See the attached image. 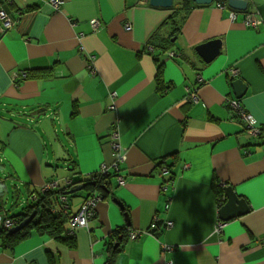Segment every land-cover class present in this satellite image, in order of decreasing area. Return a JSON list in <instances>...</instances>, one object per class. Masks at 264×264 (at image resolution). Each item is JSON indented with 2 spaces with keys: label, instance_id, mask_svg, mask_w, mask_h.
<instances>
[{
  "label": "crops",
  "instance_id": "obj_1",
  "mask_svg": "<svg viewBox=\"0 0 264 264\" xmlns=\"http://www.w3.org/2000/svg\"><path fill=\"white\" fill-rule=\"evenodd\" d=\"M60 1L55 10L48 0H0L15 23L0 30V173L7 179L0 197L10 187L16 198L23 194V204L0 212V225L2 214L20 212L43 185L62 188L111 165L113 128L123 155L118 176L125 182L120 186L112 177L111 193L88 228L75 230V249L32 233L11 251L0 248V264H105L104 242L113 230L142 232L155 218L153 236L116 246L115 264H264V134L249 136L228 109L235 99L228 70L235 68V79L246 85L241 107L264 128V0H248L247 11L262 20L257 29L242 24V13L231 22L229 10L215 3L194 4L181 20L175 8H154L148 0ZM92 19L100 24L96 31ZM214 40L221 42L219 52L205 63L195 48ZM167 42L176 57L156 49ZM80 44L96 57L94 74ZM152 54L163 64V82L172 86L163 92ZM40 68H52L53 77L16 84L21 73ZM192 91L197 103L188 101ZM110 92L117 95L114 109ZM214 178L249 207L222 231H215ZM82 200L67 202L70 215Z\"/></svg>",
  "mask_w": 264,
  "mask_h": 264
},
{
  "label": "trees",
  "instance_id": "obj_2",
  "mask_svg": "<svg viewBox=\"0 0 264 264\" xmlns=\"http://www.w3.org/2000/svg\"><path fill=\"white\" fill-rule=\"evenodd\" d=\"M217 2L220 1L217 0ZM194 4L195 3H193L191 0H174L171 8H175V14L178 12L182 20L190 12ZM248 9H246L243 14L249 13V11H247ZM174 16L175 15L173 14L163 24L167 25L171 23ZM172 46L173 44L167 42L166 46H160L158 48H155L159 49L160 53L175 52L173 49H171ZM176 56L177 54L175 52L174 57ZM152 57L156 64L155 81L159 89L158 91L163 92L165 90L170 89L172 86L163 82V64L158 61V55L152 54ZM23 74L24 76L22 77ZM52 77V68H40L26 72L24 71L23 73H21V77L16 79L15 82L16 84H20L25 80H42L48 78L51 79ZM75 112L76 104H73L72 113L74 114ZM260 131L261 134L259 135L258 139H261V136L264 134V128L261 127ZM70 166H72V170H74V168L76 170V165L74 163H70ZM70 166H68V168H70ZM167 169L168 173L166 175L172 176V172H170V169ZM117 176L118 171L115 170L109 171L106 174H100L97 171L90 174L87 179L78 180V182H74L76 180H73L72 182L70 181L62 188L57 187L56 189L46 190L41 193L39 192V190H34L31 194H35L36 200L29 202V199H27L25 201V204L21 206L20 212L16 214H13L11 216H7L5 213L2 214L0 225V248L5 251H11L15 246L19 245L22 241L26 240L32 233H35L38 236L50 238L68 249H75V233H69L67 228L68 220L73 214H69L67 203L60 202V196H65L67 198V202L75 197L81 196V191L72 193L70 195H67V192L74 190L79 185L78 183L85 182L86 186L83 191L86 192V196H91L93 193H97L103 200V198L105 199V197L111 193L112 177L115 178ZM215 183L216 180L214 178L211 186L214 188L219 206H222L225 202L223 189L220 185L218 186ZM86 196H84V198ZM100 202L98 203V205L100 204ZM64 205L65 207H63ZM16 206H18V204H16ZM32 214L33 217L30 219V222L18 231L8 233L9 229H6L2 226L3 222L6 219L11 220L15 226H18ZM127 238L128 233L126 232V228H119L111 232V234L107 237L106 241L104 242V246L107 252L105 264L116 263L115 261L120 251L119 247L116 246L119 245L121 242L127 240ZM49 263H53V260H49Z\"/></svg>",
  "mask_w": 264,
  "mask_h": 264
},
{
  "label": "built area",
  "instance_id": "obj_3",
  "mask_svg": "<svg viewBox=\"0 0 264 264\" xmlns=\"http://www.w3.org/2000/svg\"><path fill=\"white\" fill-rule=\"evenodd\" d=\"M141 3L146 2V0H140ZM48 3L52 6V8H54L55 10H58L60 8V5L62 4V1L60 0H48ZM217 4V7L220 9H226L227 5L225 1H220ZM238 13L236 11H230L229 12V19L232 21H234L237 17ZM242 24L247 27V28H251V29H257L261 24H262V20L261 18L257 17L254 14L251 13H242V20H241ZM13 26H15V23L13 22V20L10 19V17H8L7 13L5 12V10L0 6V30L2 32H4L5 30H8L10 28H12ZM90 26L92 31H96L100 24L96 19H92L90 21ZM125 30H130L131 26L130 24L127 22L124 26ZM82 37V34H80L78 36V39L80 40ZM147 52H153L154 48L152 45L147 44L145 46ZM80 53L85 54L86 56V62H87V68L89 69L90 74H94V71L91 68V64L95 61L96 57L94 54L88 52L83 45H79L78 48ZM166 55L168 57H174L175 56V52H167ZM229 77L231 79L236 78L238 75V71L234 68H230L229 69ZM24 76V74L22 75V77ZM199 81H202L201 77H198ZM116 93L115 92H110L109 93V100L111 101V104L109 105V109H114L115 105V99H116ZM190 97V101H192L193 103L197 102V95L195 93H191L189 95ZM229 107L234 110L235 114L237 115V117L239 118V120H241L245 127L247 129H249V132L254 136L258 134V127L256 126V121L253 118V116H251L250 114L246 113L239 101L237 100H233L229 103ZM119 132L117 131L116 128H113L112 131L110 132L109 135V145H110V149L112 151V154L115 158V161L111 164V165H105L103 164L102 166H100L98 173L100 174H106L107 172H109L112 169L114 170H118L119 166L117 165V162L120 160H123V155H121L120 152V146H119ZM164 175L167 174V170L166 169H162L161 171ZM70 181H67L66 183L68 184ZM117 183L118 185H123L124 184V179L122 176H118L117 177ZM58 187V184L56 182H50L47 183L45 185H43V187L40 189V193L46 190H53L56 189ZM29 202L36 200L35 194H31L30 196H28ZM60 202L62 203H67V198L65 196H60ZM101 201V197L96 194L93 193L91 196H87L81 203L78 211L76 213H74L68 220V231L69 233H75L76 229L79 228H85L87 227L89 221L94 217L95 215V209L98 205V203ZM65 207V205L63 206ZM225 223L222 222L221 220L218 221L215 231H220L222 229V227H224ZM2 226L6 229H10L12 228L14 225V223L9 220L6 219ZM155 227L154 224H151V228L153 229ZM140 232H131L128 235V239L130 240H135L137 237H139ZM171 248L169 246H165L162 245V250L167 251L170 250ZM165 264H172V262L167 261Z\"/></svg>",
  "mask_w": 264,
  "mask_h": 264
},
{
  "label": "water",
  "instance_id": "obj_4",
  "mask_svg": "<svg viewBox=\"0 0 264 264\" xmlns=\"http://www.w3.org/2000/svg\"><path fill=\"white\" fill-rule=\"evenodd\" d=\"M197 5H211L216 0H191ZM229 9L244 12L247 9L249 4L248 0H225ZM174 0H148V4L154 8H163L169 9L172 7ZM172 42L174 39L171 40ZM221 46L220 40H214L206 44H202L195 48L197 55L205 62L209 63L215 56H217ZM231 88L235 99L240 100L246 92V85L241 79H235L231 82ZM249 138V136H248ZM86 186V183H80L74 190L67 192V195H70L75 192L83 190ZM223 194L225 196L224 204L218 210V217L220 220L229 222L235 218H238L248 212L249 207L246 204L245 200L240 198L235 194L232 186H223ZM116 203V201H115ZM33 217V214L26 218L18 226H13L8 230V233H13L19 229L26 226L30 219Z\"/></svg>",
  "mask_w": 264,
  "mask_h": 264
},
{
  "label": "flooded vegetation",
  "instance_id": "obj_5",
  "mask_svg": "<svg viewBox=\"0 0 264 264\" xmlns=\"http://www.w3.org/2000/svg\"><path fill=\"white\" fill-rule=\"evenodd\" d=\"M219 1H225V0H219ZM225 2H226V1H225ZM213 3L216 4V3H218V2H217V0H216V1H214ZM216 5H217V4H216ZM226 5H227V3H226ZM226 9H229L228 6H227ZM230 10H231V9H229V12H230ZM232 11H234V10H232ZM236 12H237V11H236ZM237 13L239 14V13H243V12H237ZM234 69H235V68H234ZM236 70H237V69H236ZM228 72H229V70H228ZM228 76H229V73H228ZM237 76H238V75H237ZM198 77H200V76H197V81H198V83H202L203 80H202V81H199V80H198ZM229 78H230V77H229ZM236 78H237V77H236ZM201 79H202V78H201ZM230 79H231V78H230ZM233 80H235V78L231 79V81H233ZM191 93H195V94L197 95V101H198V94H197L196 92H193V91H192V92H188V96H187L188 101L191 102V103H193L192 101H190V97H189V95H190ZM234 100L239 101L238 99H234ZM232 101H233V100H232ZM196 103H197V102H196ZM229 103H230V102H229ZM239 103H240V101H239ZM240 105H241V104H240ZM228 109L233 113V115L235 116V118H236L237 120H239V118H238L237 115L235 114L234 110H232V109L229 107V105H228ZM242 109H243V108H242ZM243 110H244V109H243ZM239 121L242 122L241 120H239ZM242 123H243V122H242ZM243 125H244V123H243ZM244 126H245V125H244ZM260 129H261V126L259 125V126H258V134L253 136V135L249 132V129H247V128L245 127V130H246L247 134H248L249 136H251L252 138H257V139H258L259 135L261 134ZM121 162H122V160L118 161V162H117V165L119 166ZM162 169H166V170H167V173H168V169H167L166 167H162ZM118 170H119V168H118ZM118 170H117V171H118ZM115 171H116V170H115ZM161 171H162V170H161ZM117 177H118V176H117ZM124 182H125V181H124ZM117 184H118V183H117ZM123 185H124V184H123ZM123 185H120V186H123ZM218 186H219V183H218ZM220 186H221V188L223 189L224 184H221ZM96 194H97V193H96ZM98 195H99V194H98ZM87 196H88V195H87ZM87 196H86V197H87ZM99 196H100V195H99ZM86 197H85V198H86ZM85 198H84V199H85ZM84 199H83V200H84ZM224 199H225V197H224ZM83 200H82V201H83ZM101 200H102V199H101ZM218 205H219V204H218ZM220 207H221V206H219V208H220ZM77 211H78V210H77ZM77 211H76V212H77ZM94 216H95V215H94ZM93 218H94V217H93ZM93 218H92V219H93ZM92 219H91V220H92ZM91 220H90V221H91ZM90 221H89V222H90ZM221 221H222V220H221ZM230 221H231V220H230ZM222 222H224L225 225H226V223H227V222H225V221H222ZM157 223H158V220L155 218V220L152 222V224H154L155 227L152 229V228H151V224H150V226H149V228H148L147 230L142 231V232L139 231V232H140V235H142V234H147V235H151V236H153V235L156 233V230H155V229H156V227H157ZM88 224H89V223H88ZM225 225H224V227H225ZM170 226H171V223L168 222V223H165V226H164V227H165V228H168V227H170ZM224 227H222V229H223ZM85 228H88V225H87V227H85ZM222 229H221V231H222ZM140 235H139V236H140ZM137 238H138V237H137ZM137 238H136V239H137ZM169 247H170V246H169Z\"/></svg>",
  "mask_w": 264,
  "mask_h": 264
},
{
  "label": "rangeland",
  "instance_id": "obj_6",
  "mask_svg": "<svg viewBox=\"0 0 264 264\" xmlns=\"http://www.w3.org/2000/svg\"><path fill=\"white\" fill-rule=\"evenodd\" d=\"M2 180L5 181L7 179H5L4 176L1 175V173H0V182H2ZM11 189L12 188L10 187L8 192L4 193V195L2 197H0V208H2V210H0V212H2L3 210H8V209L11 210V211H14V209H11L12 208V204L14 202H15V204H19L21 202L23 204V199H22L23 194H18V198H16V195L13 194ZM82 194H85V192L82 191ZM81 198H82V196L80 198L79 197H75L72 200L81 201L83 199V198L82 199ZM6 202H7V204H5ZM74 208H75V206H74Z\"/></svg>",
  "mask_w": 264,
  "mask_h": 264
}]
</instances>
